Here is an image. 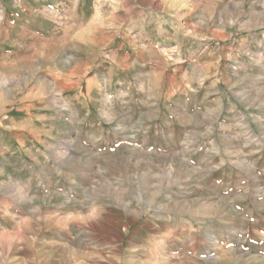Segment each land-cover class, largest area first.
Here are the masks:
<instances>
[{
  "label": "rangeland",
  "instance_id": "1",
  "mask_svg": "<svg viewBox=\"0 0 264 264\" xmlns=\"http://www.w3.org/2000/svg\"><path fill=\"white\" fill-rule=\"evenodd\" d=\"M0 264H264V0H0Z\"/></svg>",
  "mask_w": 264,
  "mask_h": 264
},
{
  "label": "bare ground",
  "instance_id": "2",
  "mask_svg": "<svg viewBox=\"0 0 264 264\" xmlns=\"http://www.w3.org/2000/svg\"><path fill=\"white\" fill-rule=\"evenodd\" d=\"M5 34H6V33H5ZM56 77H57V76H56ZM2 81H3V80H2ZM71 83H72V82H71ZM64 85H65V84H64ZM64 85H63V86H64ZM51 92L53 93V94H52L53 96H52L51 98H53L54 101H55L56 103H60V105L63 106V107H64V106H65V107H68L67 104L64 103L63 100L60 101V100L54 95V92H56V88H55V89L52 88V89H51ZM50 94H51V93H50ZM59 95H60V94H59ZM52 101H53V100H52ZM54 105H55V104H54ZM58 105H59V104H58ZM58 105H57V106H58ZM68 105H69V104H68Z\"/></svg>",
  "mask_w": 264,
  "mask_h": 264
}]
</instances>
